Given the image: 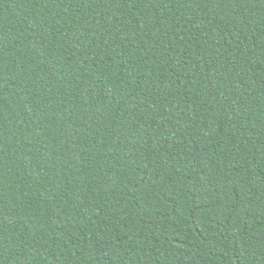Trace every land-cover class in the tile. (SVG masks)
Masks as SVG:
<instances>
[{
  "label": "trees",
  "instance_id": "trees-1",
  "mask_svg": "<svg viewBox=\"0 0 264 264\" xmlns=\"http://www.w3.org/2000/svg\"><path fill=\"white\" fill-rule=\"evenodd\" d=\"M0 264H264V0H0Z\"/></svg>",
  "mask_w": 264,
  "mask_h": 264
}]
</instances>
